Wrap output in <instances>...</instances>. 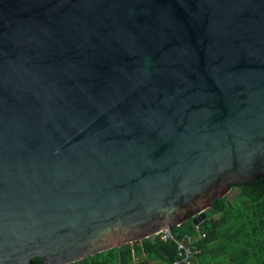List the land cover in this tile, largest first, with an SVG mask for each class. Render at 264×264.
Wrapping results in <instances>:
<instances>
[{
  "label": "water",
  "instance_id": "obj_1",
  "mask_svg": "<svg viewBox=\"0 0 264 264\" xmlns=\"http://www.w3.org/2000/svg\"><path fill=\"white\" fill-rule=\"evenodd\" d=\"M264 177V0H0V264H64Z\"/></svg>",
  "mask_w": 264,
  "mask_h": 264
},
{
  "label": "trees",
  "instance_id": "obj_2",
  "mask_svg": "<svg viewBox=\"0 0 264 264\" xmlns=\"http://www.w3.org/2000/svg\"><path fill=\"white\" fill-rule=\"evenodd\" d=\"M231 190V198L223 194L211 201L204 217L198 221L205 236L193 240V244L199 246L201 240L212 237L229 238L239 243L230 252L233 259L243 260L239 264H264V177L231 185ZM194 216L178 225H169L170 230L174 234L192 232ZM175 257L174 242L146 236L64 264H169ZM30 264H43L42 258L33 256Z\"/></svg>",
  "mask_w": 264,
  "mask_h": 264
},
{
  "label": "built area",
  "instance_id": "obj_3",
  "mask_svg": "<svg viewBox=\"0 0 264 264\" xmlns=\"http://www.w3.org/2000/svg\"><path fill=\"white\" fill-rule=\"evenodd\" d=\"M150 236L174 242L176 257L169 264H193V259L199 252V248L193 244V240L203 238L205 231L196 222L193 223L192 232L183 231L179 234H174L169 226L164 225L159 227Z\"/></svg>",
  "mask_w": 264,
  "mask_h": 264
},
{
  "label": "rangeland",
  "instance_id": "obj_4",
  "mask_svg": "<svg viewBox=\"0 0 264 264\" xmlns=\"http://www.w3.org/2000/svg\"><path fill=\"white\" fill-rule=\"evenodd\" d=\"M232 190L225 192L228 198L232 197ZM216 214H213L215 216ZM208 225V221L205 222ZM239 246L238 242L232 241L228 239H221L219 237L210 238V242L208 245V250L202 252L199 256L206 257V259L211 262H215L216 264H239L243 262L241 259H233L230 252H234L236 248Z\"/></svg>",
  "mask_w": 264,
  "mask_h": 264
},
{
  "label": "crops",
  "instance_id": "obj_5",
  "mask_svg": "<svg viewBox=\"0 0 264 264\" xmlns=\"http://www.w3.org/2000/svg\"><path fill=\"white\" fill-rule=\"evenodd\" d=\"M202 239V238H198L197 240ZM210 240L205 241V240H201L200 245L197 246L199 248V252L195 255L194 259H193V264H216L214 261L211 262L210 260L206 259V257H200L199 255L208 250V245H209Z\"/></svg>",
  "mask_w": 264,
  "mask_h": 264
},
{
  "label": "flooded vegetation",
  "instance_id": "obj_6",
  "mask_svg": "<svg viewBox=\"0 0 264 264\" xmlns=\"http://www.w3.org/2000/svg\"><path fill=\"white\" fill-rule=\"evenodd\" d=\"M229 190H231V185L229 186V188H228V190H227L226 192H228ZM208 208H209V207H208ZM208 208H207L206 210H208ZM206 210H205V211H206ZM205 211H204V212H205Z\"/></svg>",
  "mask_w": 264,
  "mask_h": 264
}]
</instances>
